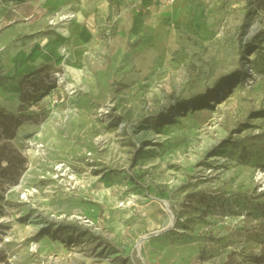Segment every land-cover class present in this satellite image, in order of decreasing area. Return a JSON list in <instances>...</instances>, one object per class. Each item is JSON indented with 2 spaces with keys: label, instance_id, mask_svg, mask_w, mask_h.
Wrapping results in <instances>:
<instances>
[{
  "label": "rangeland",
  "instance_id": "374dc122",
  "mask_svg": "<svg viewBox=\"0 0 264 264\" xmlns=\"http://www.w3.org/2000/svg\"><path fill=\"white\" fill-rule=\"evenodd\" d=\"M114 1L104 19L85 7L39 28L43 13L0 0V109L32 119L13 141L27 170L0 186V252L264 264V0H183L176 22L170 0L155 29L150 0Z\"/></svg>",
  "mask_w": 264,
  "mask_h": 264
},
{
  "label": "crops",
  "instance_id": "0c3cea01",
  "mask_svg": "<svg viewBox=\"0 0 264 264\" xmlns=\"http://www.w3.org/2000/svg\"><path fill=\"white\" fill-rule=\"evenodd\" d=\"M169 1L170 0H150L149 14L145 19L147 26L153 27V29H155L156 26L160 24V19L164 13L165 4ZM7 3L11 7L15 4L25 7L30 14L29 19L33 18L37 12L43 13L39 21L36 23L38 24L39 28H42L47 23V18L53 17L55 14L71 12L74 13L77 18H79L84 16L81 12L83 9H85V7H87L91 8V21H95L97 19H104L107 17V15H109V13L112 14L114 8L116 7L114 0H7ZM182 3L183 0H173L171 11L173 12V18L175 22L181 15L184 14L181 12L183 9ZM153 9L154 12H156V15L154 16H152L151 13ZM37 28H34L33 31L37 30ZM69 28H71L70 25L68 26V30ZM82 31L80 32L81 35L83 34ZM83 36L86 38L88 37L86 34ZM78 39L80 41L83 40L80 35L78 36ZM34 57L35 52L33 50L28 55L30 61L25 67V71L29 72V74H33L38 70L37 65L32 61Z\"/></svg>",
  "mask_w": 264,
  "mask_h": 264
},
{
  "label": "trees",
  "instance_id": "16d2710c",
  "mask_svg": "<svg viewBox=\"0 0 264 264\" xmlns=\"http://www.w3.org/2000/svg\"><path fill=\"white\" fill-rule=\"evenodd\" d=\"M30 120L16 114H7L0 109V186L3 190L6 185L10 187L17 184L27 170L28 160L14 146L13 141L18 129ZM0 264H10L8 256L3 252H0Z\"/></svg>",
  "mask_w": 264,
  "mask_h": 264
},
{
  "label": "bare ground",
  "instance_id": "6f19581e",
  "mask_svg": "<svg viewBox=\"0 0 264 264\" xmlns=\"http://www.w3.org/2000/svg\"><path fill=\"white\" fill-rule=\"evenodd\" d=\"M152 16L156 15V12H154V9L151 11ZM151 16V17H152ZM174 31V30H173ZM170 34L169 36V40H168V46H167V50L168 52H172L175 49V40H174V35L175 32H173ZM41 151H38L37 153L40 154ZM21 188V186L17 187L16 189L19 190ZM67 191L71 194V196L77 197L79 199H87L89 198V195L86 194L83 191V187L78 183H73L72 185H69V188L67 189ZM164 211L169 213V208H168V204L166 202H164ZM174 218L173 216H170V223L173 224L174 222ZM146 240L145 237H143L140 241L139 244L142 245L144 243V241ZM34 252V251H33Z\"/></svg>",
  "mask_w": 264,
  "mask_h": 264
},
{
  "label": "built area",
  "instance_id": "2783aa9c",
  "mask_svg": "<svg viewBox=\"0 0 264 264\" xmlns=\"http://www.w3.org/2000/svg\"><path fill=\"white\" fill-rule=\"evenodd\" d=\"M70 16H68V17H66V18H69ZM65 17H62L61 19L63 20ZM40 148H43V147H39V149ZM63 166H61V168H62ZM33 192H36V191H33Z\"/></svg>",
  "mask_w": 264,
  "mask_h": 264
},
{
  "label": "water",
  "instance_id": "95a60500",
  "mask_svg": "<svg viewBox=\"0 0 264 264\" xmlns=\"http://www.w3.org/2000/svg\"><path fill=\"white\" fill-rule=\"evenodd\" d=\"M174 218V217H173Z\"/></svg>",
  "mask_w": 264,
  "mask_h": 264
}]
</instances>
